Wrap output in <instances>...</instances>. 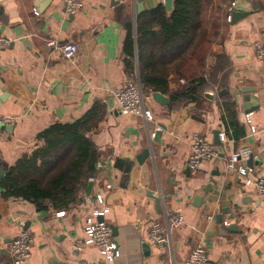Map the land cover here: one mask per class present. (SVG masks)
Listing matches in <instances>:
<instances>
[{"label": "crops", "instance_id": "crops-1", "mask_svg": "<svg viewBox=\"0 0 264 264\" xmlns=\"http://www.w3.org/2000/svg\"><path fill=\"white\" fill-rule=\"evenodd\" d=\"M64 1L0 0V39L7 42L0 48V115L13 119L0 140V170L42 146L38 137L49 126L93 111L86 137L97 149L96 174L90 193L86 185L60 212L5 200L0 188V264H11L8 246L26 223L33 240L26 264H109L93 246L72 247L83 238L97 195L109 209L99 221L116 231L115 264H184L196 246L205 249L206 264H264V200L225 171L230 155L247 146L248 177L264 179V63L254 49L264 47V0H240L251 13L235 24L223 19L239 0L212 1L209 8L221 19L210 50L215 57L208 60L213 81L196 102H171L170 93L185 82L170 73L168 92L162 93L169 103L151 99L147 122L122 115L107 91L127 78L139 79L135 30L138 20H154L148 7L154 0H142L141 12L136 0H79L84 9L75 15L66 12ZM206 19H213L208 11ZM127 25L135 41L132 71L124 63ZM49 41L77 45L76 61L64 60ZM246 115L256 128L253 135ZM194 135L216 155L192 172L187 161ZM173 213H181L184 224L172 231L170 245H150L148 225L165 227Z\"/></svg>", "mask_w": 264, "mask_h": 264}, {"label": "trees", "instance_id": "trees-1", "mask_svg": "<svg viewBox=\"0 0 264 264\" xmlns=\"http://www.w3.org/2000/svg\"><path fill=\"white\" fill-rule=\"evenodd\" d=\"M212 1L173 0L169 14L159 6L152 22L138 20V69L144 91L168 92L171 73L185 82L170 93L171 102H196L199 91L212 78L208 60L215 57L210 50L221 25L206 19ZM216 9L220 12V5ZM126 30L125 70L132 71L135 41L129 25ZM91 113L45 129L38 137L42 146L22 156L0 177L2 198L27 201L39 211L49 205L60 212L72 205L96 174L97 149L86 137Z\"/></svg>", "mask_w": 264, "mask_h": 264}, {"label": "built area", "instance_id": "built-area-1", "mask_svg": "<svg viewBox=\"0 0 264 264\" xmlns=\"http://www.w3.org/2000/svg\"><path fill=\"white\" fill-rule=\"evenodd\" d=\"M66 12L75 15L84 9V5L79 0H65ZM233 4L229 7L232 12ZM230 16H227V21ZM7 42L0 39V48ZM47 46L54 48L62 54L64 60L75 62L77 59L78 48L72 42L56 44L50 41ZM254 49L258 61L264 63V47L255 44ZM115 100L117 108L122 115L141 117L144 121H151L152 114L148 109L147 103L151 101V93L145 91L141 86L139 79L127 78L125 82L116 88L107 91ZM13 119L0 115V140L4 137V126L11 125ZM249 134L256 133V128L251 124L249 116H245ZM216 155V151L212 145L207 143L202 136L194 135L191 137V154L187 161V167L194 172L202 161L212 159ZM251 156V151L247 146L241 147L238 151L230 155L225 162V171L227 173H235L240 182L251 188L258 199L264 200V179L256 177L254 179L248 177V170L245 162ZM1 159V153H0ZM240 162L242 164H240ZM94 209H92L84 219L83 238L75 241L72 245L73 249L80 251L84 246H93L98 249L99 254L104 261L109 264H115L120 258V250L113 241L112 230L104 222L99 221L109 212L107 206L104 205L101 195L95 197ZM184 224V217L181 213H173L168 215L166 226H162L157 222L148 225L147 242L160 250H164L170 245V235L172 231L178 229ZM32 246V236L26 229H20L19 233L13 238L8 246V254L11 264H26L30 257ZM207 255L202 246L194 247L184 264H206ZM81 264H89L82 262Z\"/></svg>", "mask_w": 264, "mask_h": 264}, {"label": "water", "instance_id": "water-1", "mask_svg": "<svg viewBox=\"0 0 264 264\" xmlns=\"http://www.w3.org/2000/svg\"><path fill=\"white\" fill-rule=\"evenodd\" d=\"M137 3H138V6H137V9H138V12H141L142 10V5H140V3H142V0H136ZM244 1V0H243ZM163 2V6L165 8V10L167 12H170L172 10V3H173V0H162ZM158 6H160V1H156L154 0L152 3H148V7L150 9L152 8H157ZM251 13V9L246 7V5L244 4V2L242 1H237L233 4V7H232V12L230 14V20L229 22L231 24H235L237 23L238 21L244 19L245 17H247L248 15H250ZM254 92V89H251V90H245L244 93L245 94H248V93H253ZM247 99H253L254 97H251L250 95H246L245 96ZM151 99L158 103L159 105L161 106H165L169 103V99L167 97H165L163 94L159 93V92H152L151 93ZM257 106L254 107V109H256ZM252 110V109H250ZM7 127H10V126H4L3 128H7ZM219 131H215V137L217 138V143L219 142ZM252 157H249V159L247 160V162L249 163L251 161ZM5 171L4 170H0V177L2 175H4ZM92 181H90L88 184H87V187L85 189V193L86 194H89L90 193V190L92 188ZM156 203L158 204V201L156 200ZM24 228H28V223H26V225L24 226ZM112 229V235L113 236H116V231Z\"/></svg>", "mask_w": 264, "mask_h": 264}, {"label": "rangeland", "instance_id": "rangeland-1", "mask_svg": "<svg viewBox=\"0 0 264 264\" xmlns=\"http://www.w3.org/2000/svg\"><path fill=\"white\" fill-rule=\"evenodd\" d=\"M208 13L210 14V16L211 17H213V19H210L209 21H208V23H220V21H221V19H220V17L219 18H216V17H218L216 14H215V11H214V8H209V10H208ZM230 14H231V12H229V16H230ZM227 15V16H228ZM226 21H227V19H226ZM227 22H229V21H227ZM50 42V41H49ZM48 42V43H49ZM54 42V41H53ZM47 43V44H48ZM55 43V42H54ZM77 46V45H76ZM213 81V79L212 78H209V82H212ZM147 93V91H145V94ZM24 229H26V228H24ZM27 230V229H26ZM31 234V233H30ZM32 236V235H31ZM33 241V240H32ZM155 247V246H154Z\"/></svg>", "mask_w": 264, "mask_h": 264}]
</instances>
